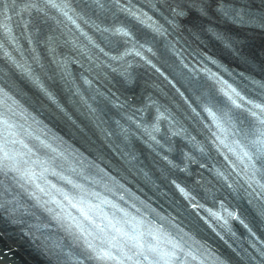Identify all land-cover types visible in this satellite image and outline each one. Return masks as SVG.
<instances>
[{
	"label": "clouds",
	"instance_id": "clouds-1",
	"mask_svg": "<svg viewBox=\"0 0 264 264\" xmlns=\"http://www.w3.org/2000/svg\"><path fill=\"white\" fill-rule=\"evenodd\" d=\"M184 15L0 0V225L30 264H264V53Z\"/></svg>",
	"mask_w": 264,
	"mask_h": 264
},
{
	"label": "bare ground",
	"instance_id": "bare-ground-1",
	"mask_svg": "<svg viewBox=\"0 0 264 264\" xmlns=\"http://www.w3.org/2000/svg\"><path fill=\"white\" fill-rule=\"evenodd\" d=\"M175 1L182 3L184 0ZM189 1L190 2H188V4H190V6H193V4L198 3L200 1L202 11L197 14H195L194 12H190L192 14V19H190V21L194 22L198 27L203 30L207 27L217 28L218 26H220V23H223L224 25L222 26V29L219 30L224 32L225 34L235 37L238 41H240V43L237 45L239 49H242L245 52H249L250 54H255L256 56H260L262 53H264V31H261L255 27H250L245 24H236L230 22L227 17H224L223 15L217 17L215 14H213V10L216 8V6H221V3L217 2L218 0H208L210 2L209 4L214 3V7L212 6V10L206 9L207 4L204 3L206 0ZM239 1L243 5H253L249 6L252 8H264V4L261 3V0ZM215 42L219 45L217 41ZM219 47L221 48L220 45ZM0 242L9 251H12L17 255L19 261L11 259L12 261H15V264H30V258L28 256V253L23 247L19 238L14 233H12L6 226L3 225H0ZM4 248H2V250ZM4 261L0 260V264H7L6 261Z\"/></svg>",
	"mask_w": 264,
	"mask_h": 264
},
{
	"label": "rangeland",
	"instance_id": "rangeland-1",
	"mask_svg": "<svg viewBox=\"0 0 264 264\" xmlns=\"http://www.w3.org/2000/svg\"><path fill=\"white\" fill-rule=\"evenodd\" d=\"M0 246H1L0 257H2V259H0V260H2V261L5 260L7 264L9 261H12L11 259H14L15 261L16 260L19 261L17 255L14 252L9 251L1 242H0ZM2 248H4V249L2 250ZM15 261H12L13 264H15Z\"/></svg>",
	"mask_w": 264,
	"mask_h": 264
}]
</instances>
